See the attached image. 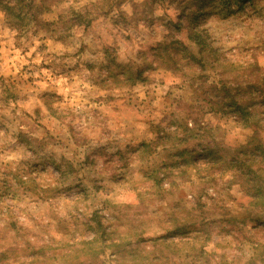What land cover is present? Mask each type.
<instances>
[{
    "label": "rangeland",
    "instance_id": "rangeland-1",
    "mask_svg": "<svg viewBox=\"0 0 264 264\" xmlns=\"http://www.w3.org/2000/svg\"><path fill=\"white\" fill-rule=\"evenodd\" d=\"M209 2L47 0L24 21L0 6V248L79 239L97 213L130 244L93 264H264L252 259L264 241V208L251 204L236 167L166 164L193 120L200 125L187 146L248 140L252 130L223 105L226 90L264 109L252 99L264 78L261 17H210L200 27L207 54L184 31L165 38L181 7L195 13ZM177 39L201 63L186 61ZM167 48L177 50L171 60ZM128 68L142 69L135 82L123 76ZM197 201L200 210L188 213ZM200 215L213 229L202 259L185 248L192 239L155 240L175 219Z\"/></svg>",
    "mask_w": 264,
    "mask_h": 264
},
{
    "label": "trees",
    "instance_id": "trees-1",
    "mask_svg": "<svg viewBox=\"0 0 264 264\" xmlns=\"http://www.w3.org/2000/svg\"><path fill=\"white\" fill-rule=\"evenodd\" d=\"M46 1L47 0H39L38 5L35 6V0H0V6L5 9V12H9L6 13L7 19L11 20V18H15L19 21H24L27 18L26 15L28 17L31 16L33 18H37V15H40L37 11L40 10V8L45 7ZM234 2H236V0H223V2H221L222 4L217 7L216 3H203L201 7L197 8V11L195 10V13H185L186 9L181 7V13L177 14L176 20L173 21V19H171L167 24L169 33L165 36V38L174 37L175 34L178 35L184 31L187 34L188 39H194L193 41L199 44L200 53L202 48L201 41L204 43L206 54L209 53L207 52L210 51L209 44L206 43V37L203 33H201L200 28L197 29L195 33V37L199 38L197 39L194 38L193 34L188 32L185 28V24L188 23V20L190 19L193 22L204 19L206 16L204 10L215 12V15L217 16L226 17V13L224 12L231 10V5ZM25 8L29 9L33 13H22ZM60 18L61 16L59 15V19ZM77 18H82L81 13L77 14ZM40 20L41 19H38V21ZM175 42L184 47L185 50L183 51H187L183 41L177 39ZM173 49L174 50L170 52L171 50L167 48L166 51L163 52L169 60H171L173 55L177 53V50L175 48ZM187 53L190 52L187 51ZM217 58L220 57L218 56ZM220 59L226 63V59L224 57ZM185 60H188V62L197 60L200 63L202 61V59H198L192 53H190V55H186ZM160 64H163L162 67L164 68H169L166 66L167 63ZM231 66L234 67L232 64ZM141 71V68H139L136 72L132 71L131 68H128L123 71V76L127 77L126 80L135 82L133 79H135L136 75ZM143 71H145L144 67ZM118 74L119 73L115 75ZM115 75L112 76L116 78L117 76ZM258 79L259 78H257L255 83V92L253 93L255 94V97H252V99L258 100L260 107L263 108L264 78H261L262 80ZM222 99L225 109L233 113L236 121L240 123L241 126L252 130L248 140L244 144L242 143L237 147H220L217 142L214 143L213 141L205 144L199 141L200 147L198 149L196 145L191 147L187 146L185 145L186 143L188 144L191 140L196 138L193 131L200 125L197 120H193V125L191 127L186 124L183 135L180 137L175 135L171 148H173L172 151H176L171 153V161H168L166 164L168 166H175L178 168L180 166L204 165L205 169H211V171H214L216 168L230 169L235 166V173L238 174L241 179L243 178V181L247 184V188H249L247 194L252 198L251 204L264 208V139L261 134L264 131V109L258 110L256 108L243 105V103L239 102L242 97H240L237 92L232 93L230 90H226V92L222 95ZM196 134H198V131ZM166 151H168V149H166ZM175 153H179V155H175ZM196 205L197 206L192 208V211L188 213L200 210L199 207L203 204L201 201H197ZM262 227V229H264V223L262 224ZM257 228L258 226H255V229ZM83 232L84 233L80 235L79 239L73 236V238L66 241H49L40 245H33L27 241L25 243L26 246L20 249L16 245L2 247L5 250L0 252V264H36L38 258H41L44 264H50L51 261L53 264V261L55 260H59L60 262L66 264H93L98 261L100 253H105L106 250L109 249L114 255L121 253L122 251L123 253H128L125 246L130 244V242L127 241L128 237L119 236L116 238L114 236L116 231L110 229L109 225H105V223L102 222L101 216H98L97 213L95 215L93 214L85 223ZM212 232V223L210 224L206 222L204 217H201L200 215L195 218L187 217L185 219H175L174 227L170 229V234L158 236L155 240L165 243V237L168 240L178 236L185 240L192 239V244L186 245L185 248L189 252H194L192 258L202 259L208 255L205 245L211 238ZM139 236L140 237L136 239L137 246H139V239L140 241L143 240V237H141L142 235ZM165 244H168V242ZM254 244L257 251L252 259L258 257L264 262V241H256ZM138 251V247H136L135 250L132 251V254H137Z\"/></svg>",
    "mask_w": 264,
    "mask_h": 264
},
{
    "label": "clouds",
    "instance_id": "clouds-1",
    "mask_svg": "<svg viewBox=\"0 0 264 264\" xmlns=\"http://www.w3.org/2000/svg\"><path fill=\"white\" fill-rule=\"evenodd\" d=\"M221 3V0H216V7L219 6ZM261 0H236L231 5V13H226L227 18H231L233 16L235 17H252L255 19L256 17H261L262 20H264V7H260ZM206 16L204 19L200 21L193 22L191 19L188 20V23L185 24V28L188 30L190 34H193L194 38L199 39L198 37H195V33L197 29H199L202 25L207 24L209 21V18L214 16L216 13L212 11H206ZM253 21L250 20L249 23L251 24ZM255 26V25H254ZM202 48L201 52L204 50V43L201 41ZM185 50V49H183ZM147 70V69H145ZM68 71H72V69H69ZM187 149V148H186ZM185 149V150H186ZM175 155H179V153H175ZM78 192H81L82 189H77ZM5 249L0 248V252H3Z\"/></svg>",
    "mask_w": 264,
    "mask_h": 264
}]
</instances>
